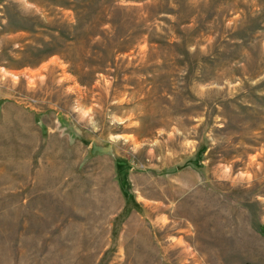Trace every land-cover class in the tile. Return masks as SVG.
<instances>
[{"label": "rangeland", "instance_id": "obj_1", "mask_svg": "<svg viewBox=\"0 0 264 264\" xmlns=\"http://www.w3.org/2000/svg\"><path fill=\"white\" fill-rule=\"evenodd\" d=\"M0 264H264V0H0Z\"/></svg>", "mask_w": 264, "mask_h": 264}]
</instances>
